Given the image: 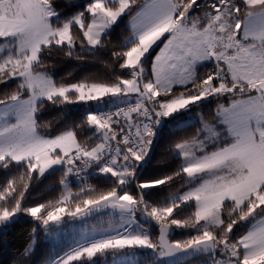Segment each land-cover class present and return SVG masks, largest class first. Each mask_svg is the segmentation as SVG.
Returning a JSON list of instances; mask_svg holds the SVG:
<instances>
[{
    "label": "snow or ice",
    "instance_id": "1",
    "mask_svg": "<svg viewBox=\"0 0 264 264\" xmlns=\"http://www.w3.org/2000/svg\"><path fill=\"white\" fill-rule=\"evenodd\" d=\"M54 58L106 72L57 79ZM204 108L142 177L162 122ZM0 174V232L34 223L13 264L69 221L80 239L45 264H264V0H0ZM56 174L59 198L30 202Z\"/></svg>",
    "mask_w": 264,
    "mask_h": 264
},
{
    "label": "trees",
    "instance_id": "2",
    "mask_svg": "<svg viewBox=\"0 0 264 264\" xmlns=\"http://www.w3.org/2000/svg\"><path fill=\"white\" fill-rule=\"evenodd\" d=\"M61 2H63V0H61ZM124 35L125 34L121 30H118L117 36L113 38V43L122 41ZM50 67L57 79L61 77H66L69 80L82 79L90 73L103 74L106 72V69L99 63L62 60L59 58H54L50 62ZM214 107L215 105H211L212 109H214ZM209 111V108H204L202 110L193 109L192 113L199 116L193 123L185 125L184 129H177L174 131L175 126H173V123L175 121H173V118L164 121L159 131H157L156 140L154 141L153 152L151 154L152 164L147 170L141 171V176L147 178L155 177L162 174L163 171L173 167L174 162L165 164L168 155L167 148L171 142V138L176 134H181L183 136L193 135L200 127L201 117L210 119L208 116ZM80 118L81 110H77L75 106H69L68 111H63L59 108L51 109L44 116L45 120L52 121L56 126L65 123L70 124L74 121H79ZM2 179L3 176L0 174V181H2ZM59 179V174H56L55 176L47 177L33 183L28 192L30 202L47 203L58 199L61 193ZM92 183L101 187L105 185L103 178H93ZM72 188L73 191H76L77 185L72 184ZM33 227L34 223L31 222V218H28L27 220L12 225L7 232H0V264H13L14 259L17 258L24 246L29 242ZM174 238H182L179 230L174 235ZM36 247L38 249V255L35 257L36 264H45V261L54 258L57 252L50 241L44 240L42 231L36 234Z\"/></svg>",
    "mask_w": 264,
    "mask_h": 264
},
{
    "label": "rangeland",
    "instance_id": "3",
    "mask_svg": "<svg viewBox=\"0 0 264 264\" xmlns=\"http://www.w3.org/2000/svg\"><path fill=\"white\" fill-rule=\"evenodd\" d=\"M180 114H178L179 116ZM199 115H195L191 112V118L190 122L185 123V125H188L190 123H193L194 121L197 120ZM172 118V117H170ZM168 118V119H170ZM175 123H173V126H175ZM184 125V126H185ZM67 219V218H66ZM91 224H95V221H92ZM39 232V231H38ZM81 233L78 229H73L72 228V222L69 221L63 228V231H61L56 238H45V234L43 233V238L44 240L50 241L54 247V249L57 252H61L62 249H66L68 245H70L74 240L80 239ZM56 252V253H57ZM138 256L142 259L143 258V253H138Z\"/></svg>",
    "mask_w": 264,
    "mask_h": 264
},
{
    "label": "built area",
    "instance_id": "4",
    "mask_svg": "<svg viewBox=\"0 0 264 264\" xmlns=\"http://www.w3.org/2000/svg\"><path fill=\"white\" fill-rule=\"evenodd\" d=\"M161 127V126H160ZM160 129V128H159ZM159 129H157V131H159ZM92 179L93 178H90V180H91V183H92ZM73 184H75V182H73ZM203 258L202 257H200V258H198V259H196V260H194V261H192V262H190V263H188V264H199V262L202 260Z\"/></svg>",
    "mask_w": 264,
    "mask_h": 264
},
{
    "label": "water",
    "instance_id": "5",
    "mask_svg": "<svg viewBox=\"0 0 264 264\" xmlns=\"http://www.w3.org/2000/svg\"><path fill=\"white\" fill-rule=\"evenodd\" d=\"M198 258H200V257H195V258L190 257L184 262V264H188V263H190V262H192V261H194V260H196Z\"/></svg>",
    "mask_w": 264,
    "mask_h": 264
}]
</instances>
